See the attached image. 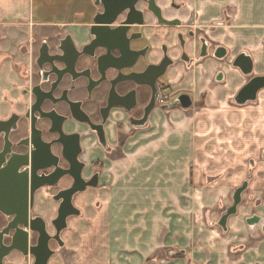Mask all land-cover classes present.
Here are the masks:
<instances>
[{"label":"crops","instance_id":"obj_1","mask_svg":"<svg viewBox=\"0 0 264 264\" xmlns=\"http://www.w3.org/2000/svg\"><path fill=\"white\" fill-rule=\"evenodd\" d=\"M33 1L0 0V115L21 98L38 41L59 25L80 37L93 12L92 0H65L61 13ZM185 3L181 19L191 14L197 25L212 26L210 40L231 54L246 51L251 76H264V0ZM202 67L183 69L174 86L190 95L189 108L155 111L144 127L125 124L122 137L115 128L122 119L111 117L107 148L83 139L85 175L98 171V184L78 194L79 215L64 232L66 256L48 264H264V233L245 221L264 218V88L255 102L235 105L248 78L222 67L224 80L210 83L216 68L203 77ZM244 182L237 212L220 226ZM55 207L41 192L33 212L51 217Z\"/></svg>","mask_w":264,"mask_h":264},{"label":"flooded vegetation","instance_id":"obj_2","mask_svg":"<svg viewBox=\"0 0 264 264\" xmlns=\"http://www.w3.org/2000/svg\"><path fill=\"white\" fill-rule=\"evenodd\" d=\"M185 1L137 0L132 10H120L109 23L105 20L111 17L108 9L113 2L92 1L93 12L89 22L81 26L80 37L63 31L59 25L58 32L42 37L30 53L32 69L26 76L28 84L22 88L21 98L8 102V112L0 115V157H3L0 167H5L9 157L16 154L29 160L36 157L37 166L54 162L52 167L40 168L38 175H46L54 168L62 173L54 185H44L34 192L30 210L31 217L43 219L49 236L50 256L45 264L56 255L66 256L64 232L69 228L68 221L77 216H67L65 225L57 230L54 220L63 201L58 194L74 182L68 172L72 169L70 161L76 159L81 166L80 176L86 183L99 177L98 171L85 175L83 139L94 137L97 144L107 148L106 126L111 117L122 119L115 124L122 137L125 124L132 129L144 127L155 111L183 108L181 100L192 101L190 95L174 88L182 79L183 69L197 71L203 66L204 77L208 69L219 65L210 83L224 80L225 67L238 69L248 78L246 83L252 77L253 73L244 74L233 65L240 54H247L246 51L231 54L228 47L216 45L209 39L211 30L208 28L212 26L197 25L191 14L186 20L181 19L178 12L186 11ZM113 5V8L118 6ZM104 10V15H96ZM173 12L177 14L169 16ZM224 19L227 20L225 15ZM172 70L174 78L170 79ZM241 88L233 97L235 105L249 102L236 101ZM49 152L51 155H46ZM28 168L22 166L21 171ZM246 188L247 184L243 191ZM41 192L56 205L48 210L52 212L51 217H48L50 213L46 216L33 212L36 195ZM78 194L72 197L73 205ZM10 221L11 216L0 211V241L5 249L14 240L15 229H10ZM20 229L27 233L25 252L18 247L8 250L0 259L3 264H35L37 261L29 252L37 246L39 232ZM14 244L21 245L17 239Z\"/></svg>","mask_w":264,"mask_h":264},{"label":"water","instance_id":"obj_3","mask_svg":"<svg viewBox=\"0 0 264 264\" xmlns=\"http://www.w3.org/2000/svg\"><path fill=\"white\" fill-rule=\"evenodd\" d=\"M94 1V3H96L98 0ZM105 1H109L110 3L112 1L113 4L118 5L117 7L113 8L114 5L112 4L111 8L108 9L111 17H109L108 20H105V22L109 23L112 22L115 15L120 10H123L125 8H129L130 10H132L133 5L137 0H101V2ZM117 2H119L121 5H119V3ZM105 13L106 11L104 10L103 13H98L96 15H104ZM94 23H96V19L94 20ZM94 27L96 26H92L91 28ZM233 65L235 67H239L241 71L244 72V74H250L252 72V58L245 53L240 54V57L235 59ZM262 88H264V76L251 77L239 91V95L236 101L238 103L254 101L257 97L258 91ZM183 97L188 96L183 95ZM180 103L183 108H187L191 105V101L188 99L185 102L181 100ZM42 154H44L43 151ZM46 155L51 154L49 152ZM2 161L3 157H0V165L2 164ZM35 161L36 157L33 160L31 157V159L29 160L26 156L12 154L9 157L6 166L0 167V211L7 216H11L10 229H15V234L13 236L14 240L12 239L13 243L8 247V249H5L6 247L0 241V259L3 254H5L8 250L10 251L14 249V247H18L17 249H22L25 252L27 233L25 234L24 231H21L20 228L22 227L39 232L38 244L37 246L32 247L29 252L36 257L37 261L35 262V264H45L50 256V251L47 247V240L49 236L45 231L44 221L39 216L31 217L30 210L33 202L34 192L44 185H54L57 178L62 173L58 172L54 168L52 172L46 175H38L37 171L40 168L52 167L50 165H53L54 162L48 163L47 165L37 166L34 164ZM70 163L72 169L68 172H70V174L73 176L74 182L68 189L58 194L63 198V201H61L58 216L54 220V222L57 223V230H60L65 225V218L67 216L78 215V209L72 204L73 195L85 191L88 187H96L98 184L97 180H95L94 182L90 181L86 183L81 178V166L76 163L75 158H72ZM22 166H26L29 168L21 171ZM246 184L247 183L244 182L234 191V194L232 196V205L229 206L227 210L221 215V218L219 220L220 226L224 227L227 218L237 212V206L241 203L242 200L241 193L245 189ZM56 199H60V197H57ZM245 221L250 226H258V228L264 233V218H261L257 215H252L250 217H247ZM16 239L21 243V245L14 244V241ZM0 264H3L2 260H0Z\"/></svg>","mask_w":264,"mask_h":264},{"label":"rangeland","instance_id":"obj_4","mask_svg":"<svg viewBox=\"0 0 264 264\" xmlns=\"http://www.w3.org/2000/svg\"><path fill=\"white\" fill-rule=\"evenodd\" d=\"M65 0H34L33 1V4L37 5V7L40 8L44 11V9H47L48 8V5H52V6H57L58 8V13H61V8H62V3L64 2ZM94 1V0H92ZM255 102V100H254ZM253 102V103H254ZM251 172L249 171L248 173V178H251ZM234 215V214H233Z\"/></svg>","mask_w":264,"mask_h":264}]
</instances>
